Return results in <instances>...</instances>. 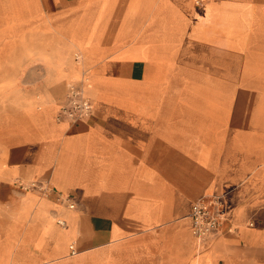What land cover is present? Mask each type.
<instances>
[{"label":"crops","instance_id":"0c3cea01","mask_svg":"<svg viewBox=\"0 0 264 264\" xmlns=\"http://www.w3.org/2000/svg\"><path fill=\"white\" fill-rule=\"evenodd\" d=\"M212 1L0 0V264H264V191L228 186L206 148L196 161L195 124L140 88L178 19L208 18ZM262 7L246 46L264 43ZM85 71L95 106L58 120ZM215 193L225 227L199 250L190 212Z\"/></svg>","mask_w":264,"mask_h":264},{"label":"rangeland","instance_id":"374dc122","mask_svg":"<svg viewBox=\"0 0 264 264\" xmlns=\"http://www.w3.org/2000/svg\"><path fill=\"white\" fill-rule=\"evenodd\" d=\"M190 1L197 7L202 2ZM259 4L263 7L257 21L264 26V2L256 1L213 0L208 18L196 23L178 19L174 39L163 46L168 62L148 64L149 79L140 87L170 95L165 100L176 108L173 116L195 124L196 161L206 148L212 169L219 170L228 186L255 187V192L264 191V43H244L245 33L257 27L252 29L254 22L247 15ZM187 51L193 55L189 66L183 61ZM148 53L154 57L159 51ZM79 73L73 77L88 78L84 90L95 104L88 74ZM215 183L213 179V187ZM198 244L201 250L203 245Z\"/></svg>","mask_w":264,"mask_h":264},{"label":"built area","instance_id":"2783aa9c","mask_svg":"<svg viewBox=\"0 0 264 264\" xmlns=\"http://www.w3.org/2000/svg\"><path fill=\"white\" fill-rule=\"evenodd\" d=\"M198 1V0H197ZM92 100L84 92L83 81L78 79L67 85V93L57 113L58 120H69L76 123L86 118L92 111ZM23 188L40 187L42 191L50 187L37 181L28 183L19 181ZM61 200L70 208L76 206V199L72 195H61ZM190 216L193 221L194 232L201 245L215 237L221 232L222 225L226 218L223 216V197L221 195L205 196L194 202ZM57 221L64 223L63 219Z\"/></svg>","mask_w":264,"mask_h":264},{"label":"bare ground","instance_id":"6f19581e","mask_svg":"<svg viewBox=\"0 0 264 264\" xmlns=\"http://www.w3.org/2000/svg\"><path fill=\"white\" fill-rule=\"evenodd\" d=\"M78 78H81V80L83 81V87H84V84H85V82H86V80L88 79L87 77H85V76H74L73 77V80H75V79H78ZM92 91V90H91ZM84 92H85V90H84ZM86 93V92H85ZM87 94V93H86ZM88 95V94H87ZM92 106L94 107L95 106V104H94V101L92 100Z\"/></svg>","mask_w":264,"mask_h":264}]
</instances>
